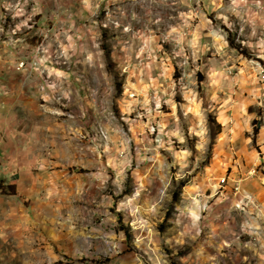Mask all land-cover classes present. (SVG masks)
Instances as JSON below:
<instances>
[{"label":"rangeland","instance_id":"374dc122","mask_svg":"<svg viewBox=\"0 0 264 264\" xmlns=\"http://www.w3.org/2000/svg\"><path fill=\"white\" fill-rule=\"evenodd\" d=\"M67 123L102 164L20 216L0 158V264H264V0H0L3 145Z\"/></svg>","mask_w":264,"mask_h":264},{"label":"crops","instance_id":"0c3cea01","mask_svg":"<svg viewBox=\"0 0 264 264\" xmlns=\"http://www.w3.org/2000/svg\"><path fill=\"white\" fill-rule=\"evenodd\" d=\"M67 124L61 129L21 126L13 130L14 136L10 135L4 145L0 139V155L3 154L0 158L5 160L1 179L7 183L15 179L14 191L7 198L19 199L21 202H16L18 215L24 216L29 212L24 204L27 201L38 204L42 217L50 215L47 212L51 206L61 207L64 201L74 204L75 195L83 192L85 187L84 175L79 174L80 170L89 163L102 164L100 146H97L99 135L94 131L91 135L82 125L72 127ZM109 160L111 162V158ZM219 188L224 189L220 198L234 208L240 198L236 201L238 197H233L226 187ZM53 190L55 194L50 193ZM49 199L55 201L51 206L47 203ZM8 203L12 204L11 200L0 198V207L8 206ZM146 211L152 213L153 208L149 207Z\"/></svg>","mask_w":264,"mask_h":264},{"label":"built area","instance_id":"2783aa9c","mask_svg":"<svg viewBox=\"0 0 264 264\" xmlns=\"http://www.w3.org/2000/svg\"><path fill=\"white\" fill-rule=\"evenodd\" d=\"M221 183H222L223 186H226V184H227V179L224 178V179L221 181ZM235 190L238 191V190H239V186H236Z\"/></svg>","mask_w":264,"mask_h":264}]
</instances>
